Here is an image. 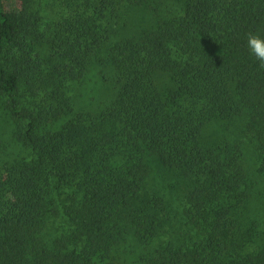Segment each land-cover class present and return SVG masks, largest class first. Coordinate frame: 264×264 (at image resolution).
Returning a JSON list of instances; mask_svg holds the SVG:
<instances>
[{
	"label": "trees",
	"instance_id": "16d2710c",
	"mask_svg": "<svg viewBox=\"0 0 264 264\" xmlns=\"http://www.w3.org/2000/svg\"><path fill=\"white\" fill-rule=\"evenodd\" d=\"M3 1L22 154L0 165V264H116L129 242L142 264H264V67L247 47L264 0ZM93 58L115 95L74 114Z\"/></svg>",
	"mask_w": 264,
	"mask_h": 264
},
{
	"label": "rangeland",
	"instance_id": "374dc122",
	"mask_svg": "<svg viewBox=\"0 0 264 264\" xmlns=\"http://www.w3.org/2000/svg\"><path fill=\"white\" fill-rule=\"evenodd\" d=\"M4 5L7 9L16 7L13 0H4ZM43 56H46V48L44 46H37ZM85 74L79 81L72 83L67 91L70 96V102L73 108V113L81 111L98 112L102 106L111 101L115 95V86L112 82V67L109 63L100 62L96 58L91 60ZM105 63V64H103ZM45 67L48 66L44 65ZM158 83L163 85L167 80L164 74H158ZM4 100L0 96V165L5 162H11L18 158L21 154V146L18 144L16 137V124L5 114ZM58 123V122H57ZM220 126L212 125L207 128V132L212 135L217 134ZM248 156H250L248 154ZM250 159V158H249ZM151 166H154V172L157 174L158 165L153 161H149ZM259 190L264 193V179L260 180ZM254 219L258 222V230L263 231L264 237V198L260 201L258 207L253 209L252 214H256ZM260 216V217H257ZM141 248L136 246L133 242L122 246L119 250L114 252L116 264H142L138 261Z\"/></svg>",
	"mask_w": 264,
	"mask_h": 264
},
{
	"label": "clouds",
	"instance_id": "9594fccd",
	"mask_svg": "<svg viewBox=\"0 0 264 264\" xmlns=\"http://www.w3.org/2000/svg\"><path fill=\"white\" fill-rule=\"evenodd\" d=\"M247 47L250 55L264 67V36L249 33L247 37Z\"/></svg>",
	"mask_w": 264,
	"mask_h": 264
}]
</instances>
